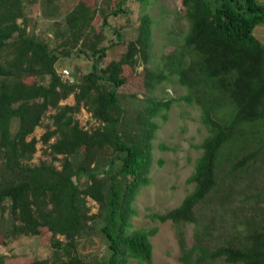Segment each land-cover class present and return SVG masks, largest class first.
Listing matches in <instances>:
<instances>
[{"label":"trees","instance_id":"1","mask_svg":"<svg viewBox=\"0 0 264 264\" xmlns=\"http://www.w3.org/2000/svg\"><path fill=\"white\" fill-rule=\"evenodd\" d=\"M25 1L0 0V54H8L6 61H0V154L4 159L0 207L11 202V212L18 222L10 232L12 236L37 235L42 228L51 234L52 260L30 264H84L78 240L94 218L89 215L88 198L102 208L109 206L111 211L102 229L111 251L108 264H130L132 259L138 264H153L152 238L158 228L133 230L131 219L137 216L138 195L152 183L149 173L153 141L160 128L155 119L167 121L177 101L201 109L202 124L209 135L198 146L202 155L188 180L195 184L193 192L177 208L162 215L151 214L150 218L176 226L183 264H264V219L257 214L250 216L253 207L244 213L243 221L234 224L233 235L214 236L218 218L236 217L232 204L241 182H251L246 186L249 195L244 201L256 199L259 211L264 203V191L253 194L254 184L249 178L254 169L264 171V43L255 35L256 28L264 24V2L183 0L189 31L180 46L162 57L157 69L148 67L152 61L153 20L143 15L144 52L135 41L130 42L126 54L105 69L111 84L107 89L96 72L76 84L61 79L56 69L59 57L47 44L30 37L18 22ZM127 1L118 0L110 15L126 13ZM139 1L148 4L147 0ZM97 13L85 5L76 7L68 17L69 41L79 43L91 36ZM103 21L109 25L107 15ZM116 34L120 41L121 34ZM90 47L100 58L109 49L99 48L97 43ZM62 53L70 51L64 49ZM140 60L146 65L144 81L148 90L176 76L187 94L167 101L146 99L137 130L125 134L118 90L125 84L124 66H134ZM28 76L51 80L48 86L30 85L24 81ZM71 95L76 105L61 106ZM82 104L102 123L101 128L88 132L80 127L74 113ZM50 109L57 110L53 116L55 129L43 136V142L54 157L65 158L60 168L53 163L29 166L37 152V140L28 139ZM15 119H19L20 126L13 134ZM106 151L117 155L121 162L119 167L115 162L109 165V202L105 184L92 168ZM74 156L82 157V161L76 164ZM83 175L90 181L85 190L76 182ZM206 207L221 215L202 216L201 221L200 210ZM189 224L196 226L191 248L185 235ZM3 260L0 253V262Z\"/></svg>","mask_w":264,"mask_h":264},{"label":"rangeland","instance_id":"2","mask_svg":"<svg viewBox=\"0 0 264 264\" xmlns=\"http://www.w3.org/2000/svg\"><path fill=\"white\" fill-rule=\"evenodd\" d=\"M147 1L146 5L139 0H128L124 5L127 12L112 16L110 14L116 8L118 0H26L23 4V16L18 19V22L26 29L30 37L47 44L49 50L59 57L56 69L65 82L67 81L62 77L63 70L70 72L74 84L82 82L83 78L91 72H96L102 78L101 83L104 87L110 89L111 84L107 80L109 75L105 72L107 66L112 61L120 60L126 54L128 44L132 41L138 44L142 53L144 52L143 15L148 14L153 20L152 61L148 64L150 68L161 67L162 57L180 46L189 31L190 23L183 0ZM260 1L264 2V0ZM84 5L97 10L98 13L93 21L91 36L89 35L85 40L82 38L79 43H74L69 41L72 37L68 27V17L76 7ZM105 15L108 16L109 25L104 24ZM115 30L121 34L120 41ZM255 35L264 43V24L256 28ZM94 43H97L99 48L109 47L104 58L93 54L90 45ZM64 49H69L70 53H62ZM7 56L6 52L0 54V61H6ZM145 67L142 60L134 66H124L122 76L125 78V84L119 88L118 92L121 96L120 104L126 123L125 134L137 130L138 118L145 113L146 99L167 101L187 94V90L180 85L176 76H171L155 90H148L144 81ZM50 80V77L28 76L24 78V81L30 85L36 83L48 86ZM68 83L70 84L69 81ZM60 105L74 107L76 105L75 96H69ZM56 114V109H50L29 137V141L33 138L37 140V152L28 163L29 166L53 163L58 168L61 167L65 156L54 157L49 145L43 142V136L49 130L55 129L53 116ZM74 119L79 122L81 128L88 132L102 127V123L92 116L89 107L83 104L74 113ZM155 121L160 128L153 141L154 149L149 173L152 183L143 188L138 195L135 201L137 216L131 219V224L133 230L158 228L157 235L152 238L153 264H183L176 226L170 221L165 223L153 221L150 215L166 214L180 206L186 196L193 192L195 184L188 183V180L193 176L197 161L202 155V150L198 146L208 137L209 131L202 124L201 109L197 105H189L184 101H177L172 105L167 121L160 117ZM19 126V119H15L12 123L13 134L18 131ZM54 142L55 138L50 141V144ZM3 160V155L0 154L1 184L3 183L1 175L4 174L2 172ZM72 161L77 164L82 161V157L74 156ZM111 162H115L118 167L121 164L117 155L106 151L105 154L98 156L92 166L93 171L105 184L108 202L111 198L108 173ZM256 170L258 169H254L255 172L253 171V175L249 177L254 184L253 194L264 191V171ZM76 179L82 190L89 187L90 181L87 176L83 175ZM248 184L251 182H241L237 186V199L232 204L237 210L236 217L218 218L221 214L213 209L210 211L209 207L200 210L201 221L202 216L218 218L214 236L221 237L226 233L233 235L234 224L240 220L243 221L246 217L244 213L251 207L253 210L249 213L250 216L257 214L264 219V203L260 205L262 210L259 211L255 203L256 199L244 201L247 194L249 195L246 191ZM87 205L90 210L89 215L94 218L78 240L79 255L84 264H108L111 251L102 229L110 218V208L109 206L102 208L91 198L87 199ZM16 224L18 222L11 212V202L8 200L0 207V253L4 256L0 264H30L35 260L51 261L53 258V249L50 244L51 234L42 228L37 235L12 236L10 232ZM241 224L240 229H242ZM195 230L196 226L193 224L185 228L188 248L194 245ZM130 264H138V261L132 259Z\"/></svg>","mask_w":264,"mask_h":264},{"label":"built area","instance_id":"3","mask_svg":"<svg viewBox=\"0 0 264 264\" xmlns=\"http://www.w3.org/2000/svg\"><path fill=\"white\" fill-rule=\"evenodd\" d=\"M70 72L68 70H63L62 71V77L68 82H70V84H73L74 80L73 78H71L70 76Z\"/></svg>","mask_w":264,"mask_h":264}]
</instances>
